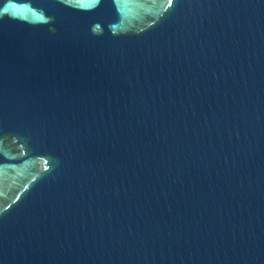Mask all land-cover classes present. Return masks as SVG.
Segmentation results:
<instances>
[{
  "label": "water",
  "instance_id": "obj_1",
  "mask_svg": "<svg viewBox=\"0 0 264 264\" xmlns=\"http://www.w3.org/2000/svg\"><path fill=\"white\" fill-rule=\"evenodd\" d=\"M0 264H264V0H0Z\"/></svg>",
  "mask_w": 264,
  "mask_h": 264
}]
</instances>
